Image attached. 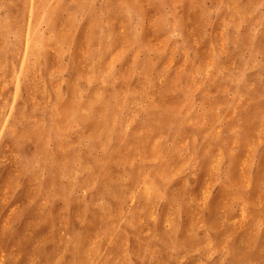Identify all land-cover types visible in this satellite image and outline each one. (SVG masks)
I'll return each instance as SVG.
<instances>
[{"label":"rangeland","instance_id":"374dc122","mask_svg":"<svg viewBox=\"0 0 264 264\" xmlns=\"http://www.w3.org/2000/svg\"><path fill=\"white\" fill-rule=\"evenodd\" d=\"M0 264H264V0H0Z\"/></svg>","mask_w":264,"mask_h":264}]
</instances>
